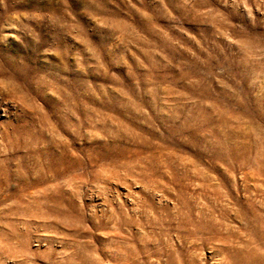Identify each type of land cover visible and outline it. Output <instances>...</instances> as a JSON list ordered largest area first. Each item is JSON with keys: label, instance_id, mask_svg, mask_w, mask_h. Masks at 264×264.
I'll return each instance as SVG.
<instances>
[{"label": "rangeland", "instance_id": "rangeland-1", "mask_svg": "<svg viewBox=\"0 0 264 264\" xmlns=\"http://www.w3.org/2000/svg\"><path fill=\"white\" fill-rule=\"evenodd\" d=\"M0 264H264V0H0Z\"/></svg>", "mask_w": 264, "mask_h": 264}]
</instances>
